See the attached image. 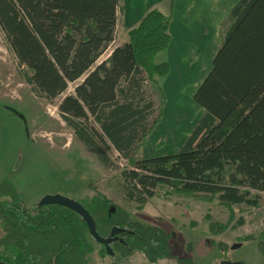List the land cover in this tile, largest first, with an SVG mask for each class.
I'll use <instances>...</instances> for the list:
<instances>
[{
  "label": "trees",
  "instance_id": "1",
  "mask_svg": "<svg viewBox=\"0 0 264 264\" xmlns=\"http://www.w3.org/2000/svg\"><path fill=\"white\" fill-rule=\"evenodd\" d=\"M176 1L171 0L169 15L151 9L128 31V42L99 65L115 40L121 0H0V27L38 97L53 101L84 79L59 105L61 117L101 162H107L103 147L112 145L125 156L121 176L129 198L141 204L155 196L154 190L170 188L216 197L230 211L259 207L264 193V0H239L232 8L212 69L194 94L205 115L180 151L138 156L162 113L147 129L153 105L136 101V94L142 82L160 84L171 72L168 63L155 59L170 46ZM82 205L102 237H110L116 227L125 230L111 245L115 254L138 251L153 263L176 258L178 264H193L189 255L174 251L172 236L164 230L134 222L119 208L111 213V204L99 197ZM95 248L107 254L77 213L59 205L30 207L10 180L1 182V262L90 264ZM258 249L264 259V241Z\"/></svg>",
  "mask_w": 264,
  "mask_h": 264
},
{
  "label": "rangeland",
  "instance_id": "2",
  "mask_svg": "<svg viewBox=\"0 0 264 264\" xmlns=\"http://www.w3.org/2000/svg\"><path fill=\"white\" fill-rule=\"evenodd\" d=\"M133 1L137 5L132 9ZM152 1L158 3V10L169 15L171 0H121L115 40L96 65L128 42V31L138 24L141 17L138 14ZM238 1L175 2L170 46L155 59L157 64L168 63L171 72L160 84L142 82L136 94V101L153 105L146 114L147 129L157 120L160 111L162 113L140 149L139 158L176 154L205 115V110L196 104L194 94L212 69L229 25L230 12ZM188 16L192 19L193 32H201L206 38L186 37L187 30L182 22ZM23 71L0 27V184L5 179L10 180L30 207H35L46 195H62L81 204L95 197L107 200L111 213L122 209L134 222L170 234L174 251L189 255L193 264H264L258 249V243L264 241V193L260 194L259 207L240 205L231 211L216 197L180 193L170 188L154 190L155 196L147 197L140 204L129 198L121 176L127 166L125 156L111 145L103 147L107 162H101L76 138L73 129L61 117L59 105L67 96L75 94L84 79L70 84L55 100L47 101L33 92ZM90 123H93L92 118ZM94 126L99 128L97 124ZM93 244L96 246L95 242ZM120 263L178 264V260L165 258L153 263L138 251L129 256H102L99 248L90 254V264Z\"/></svg>",
  "mask_w": 264,
  "mask_h": 264
},
{
  "label": "water",
  "instance_id": "3",
  "mask_svg": "<svg viewBox=\"0 0 264 264\" xmlns=\"http://www.w3.org/2000/svg\"><path fill=\"white\" fill-rule=\"evenodd\" d=\"M39 206H48V205H59L66 207L73 212L77 213L86 223L88 226L89 232L92 236V238L99 244L105 247L106 252L108 255L114 256L115 253L111 248L112 243L116 242L118 240V235L123 233L125 230L120 228H113L111 231V235L108 238L102 237L98 232L96 228V223L89 213V211L79 202L70 199L68 197L62 196V195H46L41 199V201L38 203ZM239 247V246H236ZM0 264H6L4 262L0 261ZM237 264H243V263H237Z\"/></svg>",
  "mask_w": 264,
  "mask_h": 264
},
{
  "label": "crops",
  "instance_id": "4",
  "mask_svg": "<svg viewBox=\"0 0 264 264\" xmlns=\"http://www.w3.org/2000/svg\"><path fill=\"white\" fill-rule=\"evenodd\" d=\"M142 4L143 5H145V3H143L142 2ZM157 4L158 3H156V1H152L151 3H147L146 4V9H145V11H143L142 13H140V14H138L137 13V8H135L136 10H135V13L136 14H138V15H140L141 17H142V15L143 14H147L151 9H154V8H156L157 7ZM135 5H137L136 4V2H132L131 3V6L134 8V6ZM203 5H204V3H203ZM150 6H152V7H150ZM148 7H150L151 9L150 10H148L149 8ZM132 8V9H133ZM228 12H229V8H228ZM144 15V16H145ZM141 17H140V19H141ZM175 17V16H174ZM140 19H139V21H138V23L140 22ZM175 20V19H174ZM222 20H223V18H222ZM176 21V20H175ZM182 24L186 27L185 29L187 30V34H186V37H191V39H199V38H206V36L203 34V33H198V34H196L195 32H193V28H192V19H191V17H186L184 20H183V22H182ZM201 26V25H200ZM206 27H208V26H206ZM171 29V28H170ZM171 32V31H170ZM193 37V38H192Z\"/></svg>",
  "mask_w": 264,
  "mask_h": 264
},
{
  "label": "bare ground",
  "instance_id": "5",
  "mask_svg": "<svg viewBox=\"0 0 264 264\" xmlns=\"http://www.w3.org/2000/svg\"><path fill=\"white\" fill-rule=\"evenodd\" d=\"M130 7L133 8V7L131 6V4H130ZM190 38H191V37H190ZM192 38H193V37H192ZM197 42H198V40H197ZM197 42H196V43H197ZM194 43H195V42H194ZM197 44H198V43H197ZM201 44H202V43H201ZM178 50H179V49H178ZM208 51H209V50H208ZM207 53H208V52H207ZM179 54H180V52H179ZM198 67H199V66H198ZM199 69H200V68H199ZM184 70H185V66H184ZM185 71H186V70H185ZM197 71H198V70H197ZM183 73H184V72H183ZM184 74H185V73H184ZM192 74H193V73H192ZM192 74H191V76H192ZM197 74H198V73H197ZM197 74H196V76H198ZM199 74H200V73H199ZM202 74H203V73H202ZM181 75H182V74H181ZM186 76H187V73H186ZM191 76H190V77H191ZM177 77H179V76H177ZM184 77H185V76H184ZM187 77H188V76H187ZM193 77H194V76H193ZM198 77H199V76H198ZM180 78H181V77H180ZM185 78H186V77H185ZM198 79H200V78H198ZM187 80H188V79H187ZM192 80H193V78H192ZM192 80H191V81H192ZM196 80H197V77H196ZM178 81H179V79H178ZM191 81H190V82H191ZM194 81H195V78H194ZM175 82H176V81H175ZM190 82H189V83H190ZM176 84H177V83H176ZM187 84H188V83H187ZM185 90H186V89H185ZM190 90H191V89H190ZM180 94H181V93H180ZM181 95H182V94H181ZM185 95L188 96V94H185ZM188 100H189V99H188ZM188 100H187V101H188ZM180 101H181V100H180ZM174 102H176V101H174ZM180 103H183V102L181 101ZM184 104H187V103H184ZM184 104H182V105H184ZM177 105H178V104H177ZM182 105L180 104V106H182ZM180 106H179V107H180ZM186 106H187V105H186ZM187 107H189V103H188V106H187ZM189 109H190V108H189ZM194 112H195V109H194ZM191 115H193V113H192ZM165 121H166V119H165ZM165 123H166V122H165ZM187 130H188V129H187ZM181 133H183V132H181ZM183 136H184V134H183ZM179 137H180V136H179ZM180 140H181V139H180Z\"/></svg>",
  "mask_w": 264,
  "mask_h": 264
}]
</instances>
